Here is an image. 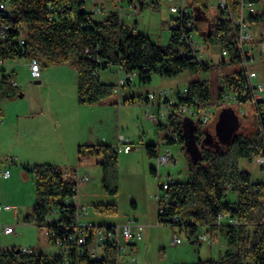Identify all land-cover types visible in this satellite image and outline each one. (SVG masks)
I'll return each mask as SVG.
<instances>
[{
    "label": "trees",
    "instance_id": "obj_1",
    "mask_svg": "<svg viewBox=\"0 0 264 264\" xmlns=\"http://www.w3.org/2000/svg\"><path fill=\"white\" fill-rule=\"evenodd\" d=\"M3 1V0H2ZM8 12H0V23L9 26L6 41L0 42V59L8 61L15 58H36L43 65L69 64L77 72V100L82 105L98 104L114 93L115 85L102 82L100 72L110 66H119L125 75L138 73L140 81L151 82L154 74L171 78L183 71L192 74L207 72L211 62H197L194 57L181 55L175 48L174 35L167 45L159 46L152 40L136 32L120 21L117 13L112 12L104 20L88 17L81 8L86 0H4ZM134 0H122L131 3ZM142 11L146 8L157 9L159 0H137ZM193 7L206 15L210 0H191ZM233 1V0H231ZM256 3L259 0H253ZM50 3L54 9H50ZM124 5V4H123ZM61 9H63L61 11ZM237 12V10L235 11ZM222 16L224 15L221 13ZM251 23H264V12L249 16ZM202 20H197L195 28L205 40L228 50L231 61L223 58V64L239 63L234 42V32L230 21L221 17L211 21L207 32L200 28ZM137 25V23H136ZM25 39L21 45L20 39ZM97 59L101 62L98 63ZM6 71V68L3 67ZM0 87V99L10 98L17 93L16 86L9 83L5 76ZM245 75L240 70L225 77L223 86L218 89L219 98L227 90L237 93L243 91ZM131 83V82H130ZM188 96L176 95L174 107L179 103H210L212 95L208 80L191 81L187 86ZM242 100V99H241ZM241 102L247 103L245 99ZM125 104H134V97L124 99ZM184 115L172 113L167 124L159 123L161 129H172L178 139L164 137L165 145H184ZM241 119L233 126L223 143L202 148L200 158L190 162L189 177L175 183L167 190L168 207L164 213L158 210L160 224L178 225L185 229L188 238L198 242L199 228L205 227L213 235L225 234L227 242L234 246L217 260L199 259L184 264H264V183H253L251 175L239 168L241 160L253 161L264 153V137L256 124L250 135L236 132L244 124ZM202 123L194 120L195 135L199 141L203 135ZM149 158L159 155V146L146 147ZM79 156H95L102 168V185L107 193L116 195L118 152L111 145H81ZM35 178L36 202L31 215L25 220L43 228L51 204L71 196L74 182L64 177L63 171L55 164H38L25 169ZM151 173L157 176L156 167ZM231 186V190L227 187ZM229 191L235 193V202L226 200ZM60 210H64L63 207ZM96 210L106 215L116 212L115 205H99ZM226 214L235 217L239 224L226 221L217 223V217ZM175 215L179 220H173ZM69 218L66 219L68 222ZM58 254L22 255L18 248L0 249V264H59ZM79 264H116L113 250L107 252L103 260L83 259Z\"/></svg>",
    "mask_w": 264,
    "mask_h": 264
},
{
    "label": "rangeland",
    "instance_id": "obj_2",
    "mask_svg": "<svg viewBox=\"0 0 264 264\" xmlns=\"http://www.w3.org/2000/svg\"><path fill=\"white\" fill-rule=\"evenodd\" d=\"M211 2L216 3L215 0ZM107 4L109 8L103 13L95 15V19L104 20L111 11L119 12L117 9V5H121L119 0ZM256 9L258 13L264 12V0L257 2ZM199 15L200 20H202L200 28L203 32H207L211 21L215 20L218 12L214 7L208 9L207 15L200 10ZM171 16L167 3H162L157 9L146 8L140 13L132 15L129 14L126 7L121 10L123 23L130 27H136L138 34L149 37L152 42L159 46L167 45L170 40ZM253 30L254 37L258 38L260 31L264 30V23H257ZM201 34L196 32L194 36L202 44L204 57L211 62L209 71L199 74L183 71L180 75L171 78L154 74L149 83L141 82L137 73L131 83L122 86L120 93L106 99L103 104H100L101 106H94L95 108L86 106L85 109H94L95 113L94 110L91 112L96 115L92 113V124L79 138L81 145H117L121 136L129 139L132 143L133 150L131 152L118 151L116 179L118 193L116 195L107 193L103 188L102 168L97 163L98 158L91 155L78 156V145H74V140L77 138L76 127L57 128L51 119L56 116L57 100L55 98L62 94L65 98L64 101L69 100L72 94L74 95L77 91L75 68L69 64L46 66L41 63L42 81L35 83L30 77L28 58H15L5 62L6 69L12 73L17 82V94L10 98L0 99V105L4 106L8 101H12L10 111L24 115L34 104L44 105L47 114L46 121L36 117L31 120L20 118L23 129L19 133L16 132L18 141L13 140V142L9 141L0 145V204L15 205L20 210L17 218L13 212H0V249L26 248L33 249L35 253L46 255H54L60 252L58 246L49 242L42 228L25 220L33 211L36 202V189L33 173L25 172L27 175L25 177L22 174L25 168L55 161L61 162L62 165L60 166L63 173L71 170V168H76L79 163L81 165L80 173L86 172L90 176V181L80 187V200L81 204L89 209L91 220L97 223L124 224L135 218L139 224L143 225L142 239L137 241L136 251L133 254L137 264H184L194 263L199 259L217 260L225 252L234 249V246L227 242L224 233L213 235L208 230L206 231L205 227H200L199 231H205L209 236V241L191 243L185 229H181L178 225L160 224L158 222L157 196L162 195L163 190L159 188L158 177L151 173V168L156 167V160L149 158L146 152V147L150 144H157L161 151L169 150L177 163L162 168L160 181L166 180L165 175L167 173L180 179V181H184L190 175L189 163L200 158L202 148L223 143L238 119H241L244 127H240L236 132H244L250 135L255 131L256 119L252 106L249 104L240 106L218 105L219 87L223 86L225 77L240 70L241 66L239 63L223 64L221 48L205 40ZM256 56L251 67L258 70L259 78L264 85V53L261 54L257 50ZM115 69L114 66H110L102 70L100 72L102 82L116 85L119 75L117 72H113ZM46 76L49 77L47 80L45 79ZM122 76L125 74L122 73ZM195 80H208L212 99L204 108V112L214 113L210 121L202 126L203 135L199 141L195 135L193 118L185 115L184 145L163 146L162 142L166 136V130L161 129L159 123L151 119L149 115L152 113L158 116L160 123L164 124L170 111V105L162 104L158 110L160 100L147 101L146 98L149 94L158 93L160 89H167L172 91L170 101L175 104L176 91H182L191 81ZM40 87H44V89L42 90ZM45 88L49 91L47 92ZM57 88H60L59 91H56ZM119 97L121 100L118 102ZM131 97L136 99V103L122 107L124 99ZM242 113L245 115L243 116ZM45 124H47L46 128L44 127ZM31 125L33 128L27 130L26 126ZM32 130L35 131L34 135L28 133ZM52 138L58 139L55 145L50 142ZM60 139L64 142L62 151H60ZM115 139H117L116 142ZM58 149L62 154L56 157L53 153ZM10 158L14 160V164L11 166H9ZM239 168L251 175L253 183H264V170L255 160L243 159L239 163ZM6 169L11 171V177L8 179L1 175L2 171ZM236 199L235 193L229 191L226 200L235 202ZM99 205H115L116 212L112 215L100 213L96 210V206ZM6 225H13L15 232L10 235L3 234L2 228ZM175 233L181 238L179 244L176 245L172 243Z\"/></svg>",
    "mask_w": 264,
    "mask_h": 264
},
{
    "label": "built area",
    "instance_id": "obj_3",
    "mask_svg": "<svg viewBox=\"0 0 264 264\" xmlns=\"http://www.w3.org/2000/svg\"><path fill=\"white\" fill-rule=\"evenodd\" d=\"M210 0L209 9L216 8L218 15L215 19L224 17L227 18L233 28L234 42L236 51L239 56V64L241 66L240 71L244 73L245 80L243 83V91L237 93L234 90H227L223 93L222 97L218 96L219 106H240L244 103L243 99L253 108V114L255 121L261 135L264 137V85L259 78V72L257 69L251 67V64L256 60V51L261 54L264 53V30H261L258 38L253 35V29L257 23H251L249 16L257 14L256 2L253 0H215L216 3H212ZM108 2H116V0H86L82 5V10L88 12V17H94L100 13L106 11ZM160 5L162 3L169 4V11L171 13V27L170 31L174 35L175 48L181 55H187L194 57L197 62L206 60L202 53V44L198 42L194 36L198 30L195 28L196 18L195 10L191 0H159ZM50 9H54V4L50 3ZM123 7L128 9L130 15L137 14L142 11L140 3L134 0L131 3L124 2V5H117L119 12H115L121 19V10ZM63 9H61L62 11ZM203 10V9H202ZM201 10V11H202ZM237 10V12H235ZM0 12H8L7 4L3 0H0ZM109 13V14H110ZM223 13L224 15L222 16ZM9 26L0 23V42L6 41L8 37ZM199 33V32H198ZM21 45L25 44V39H20ZM259 49H257L258 47ZM222 58L227 62L231 61V56L228 50H221ZM5 62L0 59V87L5 76H9V83L17 87V82L12 76V73L5 67ZM100 63L101 60L97 59ZM28 68L30 77L34 81H40L42 79V66L41 63L32 58H28ZM118 82L114 87V93H120L122 86L132 82L136 73L122 76V70L118 66ZM172 91L167 89H160L158 93H152L147 96V101L159 99L162 104H169L170 111L167 114V120L164 124L168 123V117L172 113H178L192 117L193 120H199L206 124L210 121L214 112H204V108L209 104H200L197 100H194L195 104L179 103L176 107L170 101V94ZM179 93L181 97L188 96L187 87L182 91L177 90L175 97ZM242 99V100H241ZM243 116L245 115L242 113ZM164 116V115H163ZM149 117L155 122L160 123L159 117L150 114ZM3 123L1 108H0V125ZM166 135L170 136L173 140L178 139V135L170 128L166 129ZM131 141L121 136L118 139V144L113 145V150L116 152L132 151ZM256 163L264 170V153L257 156ZM177 161L172 156L169 150H165L159 153L156 158V173L159 180V188L163 190V194L157 196L158 210L164 213L168 207L169 199L167 190L175 183V178L170 173H167L166 180L161 182V170L168 165L175 164ZM14 164L12 158L9 159V166ZM64 177L71 179L74 182L73 194L67 196L51 204V208L46 216V222L43 226L44 234L49 242L54 243L60 248L58 255L61 256L59 264H79L83 259L88 260H103L109 250H113L116 264H137L135 257L133 256L136 251L137 241L142 239L143 225L139 224L138 220L133 218L128 220L124 224L116 223H97L91 220L89 217V209L81 204L80 200V187L82 184L90 181V176L87 173H80V168L76 167L69 172L63 173ZM1 175L4 178L11 177L10 169L2 171ZM231 190V186L227 187ZM63 207L64 210H60ZM13 212L15 217H18L20 210L15 205H1L0 212ZM69 218L68 222L66 219ZM179 216L175 215L173 220H179ZM228 220L229 223L238 225L239 221L235 217L227 218L226 214H220L217 217V223L221 224L223 221ZM15 232L13 225H6L2 228V233L10 235ZM198 240L200 242L209 241V236L205 231L198 234ZM181 241L180 236L175 233L172 239L173 244H179ZM18 252L22 255H37L42 253H35L33 249H18Z\"/></svg>",
    "mask_w": 264,
    "mask_h": 264
},
{
    "label": "crops",
    "instance_id": "obj_4",
    "mask_svg": "<svg viewBox=\"0 0 264 264\" xmlns=\"http://www.w3.org/2000/svg\"><path fill=\"white\" fill-rule=\"evenodd\" d=\"M114 67L116 69L113 72L119 73L118 66H114ZM48 78L49 77H47V76L45 77L46 80ZM41 81L42 80H40L39 83H41ZM40 89L43 90L44 87H40ZM45 89H47V88H45ZM59 89L57 88L56 91H59ZM48 91L49 90L47 89V92ZM55 99L57 100V102H56L57 105L55 106L57 108L55 110L56 116H53L51 118L53 120V125H55L57 128L58 127H67V126L76 127L78 139L76 138V140H74V145L75 146L78 145V149H79V147L81 146L79 138L83 135L85 130H87L90 127V124H92L91 123L92 122L91 117L93 116L92 113L93 112L95 113L94 109H85L86 106H88L90 108H95L94 106H98V105L101 106L100 104H103V102L105 100L98 103V104H94V105H82L77 100V91L74 95L72 94V96L70 97L69 100L64 101L65 98L62 94H60V97H57ZM120 100H121V98L119 97L118 102ZM53 102H55V101H53ZM12 104H13L12 101H10V102L8 101V103H6V105H4V106L0 105L2 118H3V123L0 125V145L5 144L6 142H9V141L13 142V140L15 142L18 141V138L16 137V132L19 133V131L23 129V126L20 123V122H22V121H20V118H26L27 120H31L33 118L35 119V117H36L38 119L43 118V120L46 121L47 109L44 105L41 106L38 104H36V105L34 104L33 107L30 110H28L24 115V114H21V113L19 114L16 112L12 113V111H10ZM125 105H127V104L123 103L122 107H124ZM39 106H41L42 108ZM148 106H150V105L148 104ZM102 108H104V107H102ZM160 108H161V103H159V105H158V110H160ZM92 110H94V111L91 112ZM94 115H96V114H94ZM73 123H74V125H72ZM193 123H194V120H193ZM46 126H47V124H45L44 127L46 128ZM26 128H27V130H31L33 128V125L26 126ZM28 133L29 134L31 133V135H34L35 131L32 130V131H29ZM36 133H37V129H36ZM26 134H27V131H26ZM116 140L117 139H115V142H116ZM57 141H58V139L52 138L50 142L55 145L57 143ZM60 143H61V150L60 151H62V149H64V142H62L60 139ZM88 145H96V144H88ZM113 145H115V144H113ZM113 145H111V146H113ZM162 145L166 146L164 141L162 142ZM59 149H58V151L56 150L55 153H53L54 156L57 157V155L62 154L59 151ZM132 150H133V148H132ZM161 152H163V151L159 150V153H161ZM78 156H79V154H78ZM60 163L61 162L55 161V162H52L50 164H55V165L59 166L61 169L60 165H62V164H60ZM29 167H31V166H29ZM76 167L81 168V165L78 163V165ZM25 169H24V172L22 173L24 177L27 176L25 172H27L28 174L30 173V172L26 171ZM28 169H30V168H28ZM72 169L73 168H71V170ZM71 170H69V171H71ZM69 171H67V172H69ZM64 173H66V171H64Z\"/></svg>",
    "mask_w": 264,
    "mask_h": 264
},
{
    "label": "water",
    "instance_id": "obj_5",
    "mask_svg": "<svg viewBox=\"0 0 264 264\" xmlns=\"http://www.w3.org/2000/svg\"><path fill=\"white\" fill-rule=\"evenodd\" d=\"M194 10H195V18L197 19V20H200L201 18H200V15H199V13H200V10H197L196 8H194ZM204 37V39H206L205 38V36H203ZM35 83H39V81H35ZM191 243H194L193 241H190Z\"/></svg>",
    "mask_w": 264,
    "mask_h": 264
},
{
    "label": "bare ground",
    "instance_id": "obj_6",
    "mask_svg": "<svg viewBox=\"0 0 264 264\" xmlns=\"http://www.w3.org/2000/svg\"><path fill=\"white\" fill-rule=\"evenodd\" d=\"M119 1H120V4H121V5H123V4H124V2L122 3V0H119Z\"/></svg>",
    "mask_w": 264,
    "mask_h": 264
}]
</instances>
